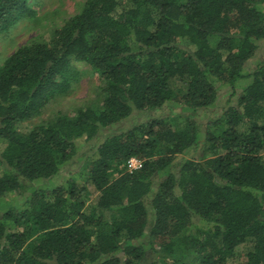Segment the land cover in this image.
I'll return each mask as SVG.
<instances>
[{
	"label": "trees",
	"instance_id": "obj_1",
	"mask_svg": "<svg viewBox=\"0 0 264 264\" xmlns=\"http://www.w3.org/2000/svg\"><path fill=\"white\" fill-rule=\"evenodd\" d=\"M259 6L86 0L48 40L9 56L0 66V200L15 194L21 204L0 211V264H234L239 248L237 264H264V64L246 72L264 40ZM29 13L27 0H0V33ZM76 62L98 77L97 101L25 130L69 90ZM226 89L237 103L203 132L202 113ZM164 109L169 117L107 135L85 159L84 185L37 186L80 142ZM193 149L201 156L177 162ZM132 158L143 168L130 173Z\"/></svg>",
	"mask_w": 264,
	"mask_h": 264
},
{
	"label": "rangeland",
	"instance_id": "obj_2",
	"mask_svg": "<svg viewBox=\"0 0 264 264\" xmlns=\"http://www.w3.org/2000/svg\"><path fill=\"white\" fill-rule=\"evenodd\" d=\"M86 0H27L30 9L29 15L21 18L9 31L0 33V66L4 64L6 59L11 56L18 48L30 45L35 41L48 40L54 29L63 25V23L74 16ZM264 12V7L259 6ZM264 64V40L259 43V50L255 57L246 64V72L252 73L259 65ZM71 71L75 74L72 85L69 90L62 94H57L50 99L42 110L41 115L24 125L25 130H30L34 126L40 124L48 117L56 113H63L69 116H74L78 110L94 104L99 95L98 77L85 64L76 62L71 66ZM240 90V89H238ZM230 90L223 91V95L218 99L216 104L208 111L202 113L200 122L203 132H205L206 124L209 120H214L222 117L224 111L228 107L229 101L231 105H235L238 101L237 97H230ZM169 117L168 111L160 112L136 113L126 121L103 130L98 137L92 142L79 143L78 155L67 165H65L61 173L51 179L44 180L37 183L44 189H55L62 186H67L69 181L73 180L78 185L85 184L83 178V165L87 156H90L92 150L102 142L107 135L121 134L142 123H146L153 119H162ZM175 121L174 118L171 119ZM105 134V135H104ZM203 145L200 147L202 150ZM3 147L0 145V149ZM201 156L199 151L190 150L181 156L177 162H183L188 159H196ZM96 195L90 198L94 202ZM7 203L9 204L7 206ZM21 200L15 194H8L0 200V211L6 209H16L17 205L20 207ZM237 259L243 261L242 249L239 248L237 252ZM236 259L234 264L239 261Z\"/></svg>",
	"mask_w": 264,
	"mask_h": 264
},
{
	"label": "built area",
	"instance_id": "obj_3",
	"mask_svg": "<svg viewBox=\"0 0 264 264\" xmlns=\"http://www.w3.org/2000/svg\"><path fill=\"white\" fill-rule=\"evenodd\" d=\"M143 168V162L139 159L132 158L127 162V170L130 173L139 171Z\"/></svg>",
	"mask_w": 264,
	"mask_h": 264
}]
</instances>
